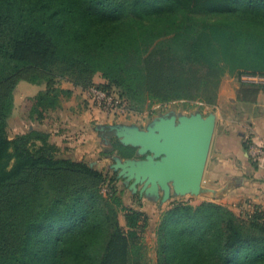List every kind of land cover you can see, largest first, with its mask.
<instances>
[{"label": "trees", "instance_id": "obj_1", "mask_svg": "<svg viewBox=\"0 0 264 264\" xmlns=\"http://www.w3.org/2000/svg\"><path fill=\"white\" fill-rule=\"evenodd\" d=\"M227 73L264 75V0H0V264L148 260L147 215L128 209L125 231L121 198L103 192L101 170L68 155L48 129L10 135L21 80L46 83L26 106L43 122L73 94L58 78L141 108L215 104ZM156 235L157 264H264L261 205L240 216L211 200L176 204Z\"/></svg>", "mask_w": 264, "mask_h": 264}, {"label": "rangeland", "instance_id": "obj_2", "mask_svg": "<svg viewBox=\"0 0 264 264\" xmlns=\"http://www.w3.org/2000/svg\"><path fill=\"white\" fill-rule=\"evenodd\" d=\"M226 75V77L224 76L222 79L218 94H220L223 85L227 84V82L228 88H230L234 87L237 81H243V74L240 79H238L235 74L227 73ZM94 80L96 83L107 82L101 74H96ZM58 85L67 88L70 87L72 83L68 78L62 77L58 78ZM46 86V83L34 84L27 80H21L18 83L15 90V108L9 120V133L11 136L34 127L45 128L46 126H50L51 120L38 122L30 119L26 109L28 97L35 95ZM74 90L76 99H72L73 94L70 98H62V105L66 108L62 114L65 113L69 115V113H72V109L69 108L73 107V109L76 110V115L82 113L85 118L81 124L76 121V132L67 131L64 133L65 139H68L69 143L74 144V140L76 141V154L69 151L68 155L71 154V156L76 159H80L81 157L83 161L88 162L90 166L96 167L106 175L107 181L103 184L102 190L106 195H109V192H113L116 196L121 198V205L118 207L119 219L125 231L127 230L125 215L128 209L133 207L144 211L147 215V220L142 223L141 241L147 247V264H157L156 228L161 220L163 212L176 204L189 203L198 205L206 200L217 201L220 195H214L211 191H205L199 194H176L172 190L169 199L162 201V191L159 197L147 195L146 193L141 194L140 189L142 184H138L137 188L134 189V187H132L133 179L127 180L126 176L121 174V167H117V159L120 158L123 161L129 157L136 160H143L146 158V154L138 153V149L134 147L135 150L131 156H123L119 148H117L118 143L122 144L120 138L114 132L112 136L109 135L104 137L100 133V126L120 123L134 125L140 129H147L153 121L161 117L176 115L178 119L181 115H192L198 112L207 116L214 111V105L216 103L209 104L200 98L196 100L182 98L169 102L147 103L144 107L132 108L127 102L123 104L124 110H122L123 108L120 105L117 107L102 105L103 102L100 99L98 100L97 96L91 94L88 90L83 91L77 88ZM64 102L66 105L63 104ZM116 102V104H118L119 100ZM77 118L78 116H76V119ZM68 124L70 125L72 122L69 121ZM85 124H88V127L85 126ZM65 128L69 129V126H62L61 129ZM84 128H87V130L85 129L86 131H84ZM78 145L81 147H78ZM230 196L232 200L228 201L225 205L230 206L238 215L245 216L247 213H252L254 211V203H250V201L243 199L238 200L233 193ZM238 201H241V203L239 202V204Z\"/></svg>", "mask_w": 264, "mask_h": 264}, {"label": "crops", "instance_id": "obj_3", "mask_svg": "<svg viewBox=\"0 0 264 264\" xmlns=\"http://www.w3.org/2000/svg\"><path fill=\"white\" fill-rule=\"evenodd\" d=\"M68 88L72 91L81 89L73 84ZM72 99H76L75 90ZM65 102L63 104L66 105ZM214 106L216 124L203 186L214 195H220L215 202L227 204L233 193L238 200H248L264 208V157L255 152L257 147L264 148V82L239 80L230 88L227 82ZM65 109L62 105L51 111L50 116L43 120H51L50 126L43 128L51 132L52 141L62 144L63 150L76 154V141L69 143L64 133L76 132V121L83 123L85 116L82 113L76 115L73 107L69 108L72 109L69 115L62 114ZM69 121L72 124L69 125ZM62 126H69V129H61ZM78 160H82L81 157Z\"/></svg>", "mask_w": 264, "mask_h": 264}, {"label": "water", "instance_id": "obj_4", "mask_svg": "<svg viewBox=\"0 0 264 264\" xmlns=\"http://www.w3.org/2000/svg\"><path fill=\"white\" fill-rule=\"evenodd\" d=\"M216 124V115L211 112L192 115L161 117L147 129L134 125L109 124L108 127L125 146L146 154L143 160L118 158L117 167L127 180L133 179L132 187L142 184L141 194L169 199L171 191L176 194L204 193V173L210 153ZM102 127H107L102 125Z\"/></svg>", "mask_w": 264, "mask_h": 264}, {"label": "built area", "instance_id": "obj_5", "mask_svg": "<svg viewBox=\"0 0 264 264\" xmlns=\"http://www.w3.org/2000/svg\"><path fill=\"white\" fill-rule=\"evenodd\" d=\"M242 79L245 82L248 83H259V82H264V75L258 74V73H245L242 75ZM88 91L97 96L98 100L100 99L103 104L102 105H110L111 107H117V106H121L124 110L123 104L118 98H116L113 95L108 94L105 90H103L102 88H99L97 86H92L88 89ZM118 104H116L118 101ZM101 102V103H102ZM255 152L256 154H258L259 156L264 157V148L263 147H257L255 148Z\"/></svg>", "mask_w": 264, "mask_h": 264}, {"label": "flooded vegetation", "instance_id": "obj_6", "mask_svg": "<svg viewBox=\"0 0 264 264\" xmlns=\"http://www.w3.org/2000/svg\"><path fill=\"white\" fill-rule=\"evenodd\" d=\"M100 129H101V135H103L104 137H107V136H112V133H111V129L107 126V127H102L100 126ZM114 134V133H113Z\"/></svg>", "mask_w": 264, "mask_h": 264}]
</instances>
